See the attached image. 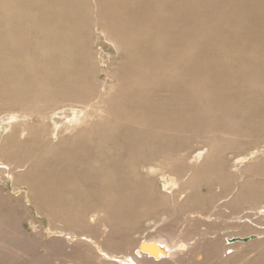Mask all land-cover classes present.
<instances>
[{
  "label": "bare ground",
  "instance_id": "1",
  "mask_svg": "<svg viewBox=\"0 0 264 264\" xmlns=\"http://www.w3.org/2000/svg\"><path fill=\"white\" fill-rule=\"evenodd\" d=\"M222 1L95 0L96 16L118 29L121 24L129 25L121 28L120 35L127 45V57L119 63V82L114 86L120 91L114 99L112 97L106 102V108H102L90 102L95 99L90 93L92 89L84 85L87 72L94 67L89 59L91 54L86 51L89 46L87 37L81 32L89 27L93 18L91 1L0 0V13L7 18H0V45L4 39L8 44L6 49L18 42L27 48L34 46L37 65L43 73V88L50 86L51 79L57 80L67 92L72 93V97L77 98L72 101L85 104L82 108L69 104L56 107L48 124L38 120L35 130H31L29 122L22 119L24 114L19 111L2 115L0 264H21L31 259L40 246L52 256L58 254L57 251L70 250L71 259L65 264H201L206 260L208 264H234V259L238 258L239 264L251 263L245 254L247 252L243 253L244 247L264 245V201L258 196L264 191V184L210 182L211 178L202 174L211 169L216 175L223 169L214 159L212 167L203 164L206 156L203 149H199L194 157L199 165L193 177L196 176L199 182H187L181 173L167 172L161 176L163 191L154 178L135 182L132 188H119L117 182H112L118 173L116 165L120 157L119 154L115 156L116 165L110 161L119 142L116 132L122 130L121 138L134 145L132 149L127 147L130 160L125 169L133 175L141 162L150 174L152 170L150 172L149 169L155 166L145 159L140 148L145 146L149 155L169 153L164 149L174 144L172 128L185 129V122L190 123L192 118H196L197 110L192 109L190 104L193 103L188 99L199 101L204 95L199 82L203 78L199 73L205 71L200 62L203 52L199 54L202 48H196L197 40L208 32L202 22L208 21L209 26L213 25L210 35L221 45L215 46V39L211 42L214 47L209 45L205 49L214 48L216 53L217 47L221 49L218 57L209 56L210 65L218 70L222 80L231 84L230 89L225 90L232 95V89L239 92L240 95H233V98L236 102L242 100L239 106L249 107L248 117L256 119L252 126L264 128V116H260L264 114L261 101L264 94V0H235L234 5L242 4V8L236 6L229 13L230 8L224 12L220 9ZM190 4L196 7L190 8ZM199 7L203 9L204 18L194 12H198ZM224 19H229V22L220 24ZM220 27L229 36H245L242 37L243 46L234 44L227 35L216 31ZM97 41L105 44L104 47L109 44L116 51L123 46L118 38L110 39L105 35H99ZM3 49L0 47V51ZM231 49L235 52L233 59ZM105 51H100V57L108 55ZM195 57H199V61H194ZM30 61L34 62L32 56ZM25 63L28 62L22 61ZM187 63L196 75L186 91L178 92L175 87L183 78ZM230 63L234 67L240 63L234 73H230ZM11 66L10 61L0 60L1 70L6 71ZM157 72L171 80L167 87L161 84L160 90L154 86ZM17 79L23 81L21 76ZM9 91L12 93L10 97L16 93L14 88ZM21 91H24V95L21 94L23 99L34 95L36 99L40 98L35 110L42 107L44 102L41 98L46 100L48 93L53 99L52 93L44 89L27 90L25 86ZM21 99L16 101L19 104L10 103V106H18L23 112L28 106ZM224 105L231 106L227 101ZM237 108L230 110L226 118L236 117ZM96 112L102 115L97 122L102 130L93 133L95 129L92 128L72 135V129L89 123ZM107 113H110L108 118H103ZM37 114L45 119L48 112L38 111ZM49 130L53 142V139L59 141L61 135L65 137L64 131L71 130L66 135L72 137L70 144L60 158L68 167H77L79 176L72 172V191L65 194L49 189L47 182L55 181H45L41 176L43 158L34 160L32 152H28L32 144L39 149L40 144L47 141ZM28 131L30 140L23 138ZM158 144L163 148L161 151L159 146L156 147ZM50 146L55 150L62 144L60 141ZM263 156L264 148L257 146L251 153L235 157L236 165L239 169ZM48 158L47 170L55 171V161L50 155ZM99 160L104 167L97 173ZM221 173L229 178L224 171ZM91 177L98 182H89ZM5 183L11 185L9 191L5 190ZM215 184L219 186L216 188ZM92 185L101 189L100 196L90 193ZM203 185L207 187L208 194L201 191ZM79 196L83 197L79 199ZM46 210L49 220L43 218L48 225L44 229L39 219ZM183 216L185 219L181 221ZM57 217L67 226L59 225ZM24 218L29 225L26 229L22 224ZM141 222H145L144 230ZM196 226L202 228L198 231ZM245 237L248 238L245 240ZM259 253H262L259 254L262 256L259 264H264V246Z\"/></svg>",
  "mask_w": 264,
  "mask_h": 264
},
{
  "label": "rangeland",
  "instance_id": "2",
  "mask_svg": "<svg viewBox=\"0 0 264 264\" xmlns=\"http://www.w3.org/2000/svg\"><path fill=\"white\" fill-rule=\"evenodd\" d=\"M89 1H91L92 3L90 6L91 7L90 10L93 13V18L89 24V27H85V29H82L81 32L85 33L84 36L87 37V44H89V46H88V49L86 47V51L88 55L89 53L91 54V58L89 55V59L92 61L91 64L94 65V67L93 69L90 68V70L87 72L86 81L84 85L92 89L90 93L93 95L95 99L94 101L91 100L90 102L96 103L102 108L103 107L106 108L108 105V103L106 102L112 97L114 99L116 94L120 91V88L115 89L116 87L115 84L119 82V72H120L119 63H121L127 57V45L121 40L120 35H121V30H122L121 28L125 26H129V25L121 24L120 29L116 28L115 25H110V23L106 22L102 17L96 16V13H95L96 7L94 5L95 0H89ZM224 1H222L220 4L221 5L220 9H222L223 12L226 11L227 8H230L227 11V13L232 12L236 6L239 8H242V4L234 5L235 0L233 1L224 0ZM193 7H196V6L193 4H190V8H193ZM202 11H203L202 7H199L198 12L196 11L194 12L197 13L198 17L204 18L203 16L204 14L202 13ZM0 18L7 19L5 16H2L1 13H0ZM225 22H229V19H224L223 21L220 22V24H223ZM202 23H203V28L206 29L208 32L205 33L200 39L197 40L196 48H200V49L202 48L199 54L203 52L201 56L202 61L200 62H202L201 67L203 68V70L205 69V71H203V74L201 72L199 73L201 76H203V78L199 82H200L201 90L203 91L204 95L202 96L203 99L199 101L188 99V101L193 103V104H190L192 109L197 110L196 118L194 119L192 118V120H190V123L186 121L184 125L185 129H182L180 127L176 128V126L172 128L171 133L174 134L175 136V137L173 136L174 144L173 145L171 144L167 148V150H165L166 148L164 149V151H167L169 153L162 155L163 153L160 154L161 152H159L157 153V155H149L148 150H145V146H142L140 148V151H142V153H144L146 156L145 159H149L155 166L154 168L149 169L150 172L152 170V173L150 174H148L147 168H143V166H141V162L139 163L140 164L139 169L137 171H134L133 175L131 174V171H128L127 169H125L127 167L126 166L127 162H129L130 160L128 159L127 152L129 148L132 149L134 145L126 142L123 138H121L122 130H119L118 132H116L117 135H119V142H118V146H116V149H117L116 152L111 155L110 161H112V163L115 164L117 162L115 161L116 160L115 156L119 154L120 157L118 159L119 162H117L118 165L115 164L118 169L117 175L119 177L115 175L114 177L116 179L115 180L112 179V182H117V184H119V188L120 187L132 188V184H134L135 182H141V180L143 182H146L148 178H151V179L154 178V182H159L161 184V190L163 191L165 188L163 187V184L161 183L162 182L161 176L165 172L171 173L174 175H176L177 173H181L183 176V179L187 180V182H199V180L195 179L197 178L196 176L193 177L195 168L199 165V163L197 164L194 158L199 149H203V151H206L205 152L206 156L204 160L202 161L203 164L205 163L207 166L212 167V163L214 159L218 163L217 165L219 164L222 165L223 170L219 171V173H216V175L214 171L211 169L209 171L204 172L205 174H202L203 176L205 175L207 178H211L210 182L212 181L213 182H227L228 181V182H240V183L242 182L252 183L253 182L254 184L256 183V185H260L261 183L264 184V158H258L256 159V161L254 160L251 165H250L251 163L250 162L247 165L239 169H238V166L236 165L237 159L235 158L240 155H246L248 153H251L254 147L258 146V147L264 148V128H262L263 129L262 130V129H258L252 126V123L256 121V119L248 117L249 107L243 108L242 106H239V105H242V100L239 102H236V100L233 98V95L234 97L237 95H240L239 92L236 91L235 89H232L234 92L232 95L229 90H225V88L230 89L231 84L222 80L219 76L218 70H215V68L210 65L209 56L212 55L215 57L217 55L218 57V54L221 52V49L218 47L221 45H218L220 44V41L217 38H212V36L210 35V32H212L213 25L209 26L208 21L202 22ZM216 31H220L221 34L227 35L223 27L216 29ZM101 32L107 38H110V39L118 38L121 44H123L122 48L119 51H116V49L113 47H110L108 43H106L108 44L107 47H104L105 44H99L97 41L98 36L99 35L104 36ZM227 36L229 37V40L231 42L239 46H243L242 37L246 38L245 36H240V35L238 36L227 35ZM215 39L217 40V43L215 42ZM212 41L215 42L214 43L215 46H218L217 53L214 48L205 50L209 45L214 47L213 43H211ZM7 46H8L7 40L3 39V44L0 45V47L1 48L4 47V49L0 51V55H1L0 60L10 61L12 63V66L6 71L0 69V83H2L0 85V120L2 118V115L6 112L19 111L20 113L24 114L22 116V119L25 122H29L31 130H35L37 129L36 127L38 126L37 125L38 120L46 122L48 124L49 117L52 116V114L54 113L53 110L56 107H60L65 104L73 105L79 108H82V106H85V104L83 105L81 102L72 101V99L77 100V98L72 97V93L67 92L62 86V83L57 80L51 79L52 82H50L49 84L50 86L43 88L42 79H41V74L43 73H42L41 67L37 65V62H38V58L36 54L37 51L34 46L27 48L21 42H18L15 46L10 47L9 49H6ZM187 50L189 51V49ZM100 51L102 53L105 51V53H107L108 55L105 54V56L100 57V54H99ZM230 53H231V59H233L235 55L234 50L231 49ZM120 54L122 55V57H120ZM29 55L32 56L34 60L33 63L30 61ZM24 60H26L28 63L22 64V61ZM194 61H199V57H195ZM239 64H237L235 67L231 63L228 64L230 66V73H234L236 67ZM25 65H27V67H25ZM186 65H187V69L184 73V76L182 79H180V82H178V85L175 87V89H178V92H182V89H183V92L186 91L189 88V85H191L192 83L193 76L196 75V71H194L193 67L189 68L191 66L189 65V63H187ZM30 70H33V73H31ZM157 74L155 75L156 81L154 83V86L157 87V89L159 90L161 89V84L164 87H167L168 83L171 82L170 78H167V76L166 77L163 76L161 72L158 75ZM19 76L22 77L23 81H21L20 79H17V77ZM231 80H234V79L231 78ZM25 86L27 90H30L31 88L36 89V90L37 89L38 90H43V89L48 90L50 93H52L53 99L49 98V93H48L46 95L47 97L45 98L46 100H44V98H41V102L42 103L44 102L42 107L36 108L35 110L34 106L38 104V99L40 100V98L37 97L36 99L34 95L31 98L27 97L23 99L21 94H23L24 91H21V90H24ZM11 88H14L16 93L10 97L12 93H10L11 91L9 90H11ZM257 94L261 96L259 92H257ZM18 99H21V102L28 106V108L24 110L23 112H21L22 109L18 106H15L16 108H12L10 106L11 105L10 103L14 105L19 104L18 102H16V101H19ZM242 99H245V98L242 96ZM79 100H83V99H79ZM226 101L229 102V104L231 105L230 107L229 105H224V102ZM261 101L264 103V94L261 98ZM41 102L39 104H42ZM236 108H237V111H236L237 114L235 113L236 117L227 119L226 117L228 116L227 114L230 113V110L236 109ZM38 111H43V113L48 112V114H46V118L44 119L43 115L41 116V114H37ZM107 115H110V113H107L106 116L103 118H108ZM260 116H264V114ZM101 118H102V115L96 112L91 117L89 123L87 124L83 123L79 125L78 127H76L75 129H72L73 130L72 135L76 133H81L83 130L91 131L92 128L95 129L93 133H98V131L102 130L101 127L99 128V126H97V122L100 121ZM70 131H64L63 135H65V137L64 136L62 137L61 135V138L59 139V141L57 139H53L55 141L53 142L51 140L52 137L50 135V130H49L47 134V137H48L47 141L45 143H41L39 149H37L35 145L32 144L31 142L29 143V144H32L30 146L31 151H28V152H32L31 157H34V160H36V158L38 157L43 158L44 160V165L43 167L40 168L42 170L41 176L45 178V181H50V180L55 181V182H47L48 187L50 190H52V192H58L60 194L61 193L65 194V193L72 191V180L70 179V177L73 173L76 176H79V171L77 167H73V168L70 166L68 167L66 162L65 164H63L60 158V156L62 155L61 153L67 150L70 144V139L72 137L66 136L69 134ZM163 131L167 133L165 130ZM164 132H161V134L162 135L165 134ZM28 133L29 131L27 132V134L26 133L24 134L23 138L26 139L28 137L27 140H30ZM60 141H61L62 146L59 149L52 150L50 145L55 146V144ZM158 146L159 144L156 147ZM30 147H28L27 150ZM159 148H160L159 149L160 151L163 149L160 146ZM49 152H53V154ZM48 155H50L52 159L55 161V167H56L55 171L47 170L48 159H49ZM135 157H138V156L135 155ZM259 157H262V155H260ZM233 158L235 159L233 160ZM136 160L137 162H139V159H136ZM98 163L99 164H98L97 173L101 172L104 167V163L101 160H99ZM114 164L112 166H114ZM122 167L124 169L121 170ZM70 168L72 169V171ZM223 171L229 175V178L221 173ZM216 178H220V180ZM80 181L82 182L83 179H80ZM92 181L93 179L91 177V181L89 182H92ZM203 181L207 182L205 180ZM93 182H98V181L95 179ZM124 183L126 184L129 183V185L125 186ZM215 185H216L215 186L216 188L217 186H219L218 184H215ZM10 187L11 185L7 184L5 186V190L9 191ZM200 189L203 192V194H206L208 191L207 187L204 185ZM100 190H101L100 188L94 185L90 187V193H93L96 196H100ZM258 196H260V198L263 199L262 201H264V191L259 193ZM82 197L83 196H79V199H81ZM26 212L28 214L30 213L29 210H26ZM60 212H62V207H61ZM43 218H45L46 220H49L47 210L46 212H44L42 219H39L42 222V225H43L42 228L45 229L48 227V225H47V221H45ZM184 219H185L184 216L181 217V221ZM56 220H58L59 225H66L65 222H61L60 217H57ZM22 224L25 229L29 227L28 222L25 218L22 219ZM144 225H145V222L140 223L142 230H144L145 228ZM195 228L199 231L202 227L196 226ZM235 240H238V239H234V241ZM259 245H253L251 247L249 246V248L247 246V248L244 247L245 249L242 247V249H244L243 253L247 252L245 254L248 255L250 258V262H251V263L249 262L250 264L260 263V257H262L260 255L262 253L260 254L259 251H262V246L264 245L262 244H259ZM249 250H250V253H248ZM57 253L58 254L52 256L53 254L49 251H46L45 247L40 246L36 249V252L34 255H32L31 259H27L25 262L21 264H37V262L39 264H51V263L65 264L70 261L71 259L69 257L70 250L68 252L57 251ZM208 259L210 258L208 257ZM238 259H234V264H239L240 260ZM208 262H209L208 260L202 261L201 264H208Z\"/></svg>",
  "mask_w": 264,
  "mask_h": 264
},
{
  "label": "water",
  "instance_id": "3",
  "mask_svg": "<svg viewBox=\"0 0 264 264\" xmlns=\"http://www.w3.org/2000/svg\"><path fill=\"white\" fill-rule=\"evenodd\" d=\"M247 238H245V240H246Z\"/></svg>",
  "mask_w": 264,
  "mask_h": 264
}]
</instances>
